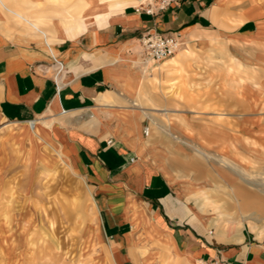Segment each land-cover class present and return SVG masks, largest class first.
Here are the masks:
<instances>
[{
	"label": "crops",
	"instance_id": "obj_1",
	"mask_svg": "<svg viewBox=\"0 0 264 264\" xmlns=\"http://www.w3.org/2000/svg\"><path fill=\"white\" fill-rule=\"evenodd\" d=\"M142 1L0 0V125L29 147L36 124L40 150L88 186L120 264H264V217L222 206L264 203L241 182L252 168L241 159L264 167V102L255 84L226 118L222 95L190 100L225 91L202 83L213 71L191 69L219 59L213 45L264 70V0H182L158 17L138 10ZM150 29L180 34L181 49L146 64ZM193 45L201 52L183 51Z\"/></svg>",
	"mask_w": 264,
	"mask_h": 264
},
{
	"label": "rangeland",
	"instance_id": "obj_2",
	"mask_svg": "<svg viewBox=\"0 0 264 264\" xmlns=\"http://www.w3.org/2000/svg\"><path fill=\"white\" fill-rule=\"evenodd\" d=\"M185 49L188 53L201 52L194 45ZM210 51L218 53L219 59L192 61L191 69L213 71L216 76H208L202 83L210 88L222 83L225 91L192 93V103L199 95L209 101L222 95L226 118L233 103L240 99L242 104L248 95L243 91L244 85L249 84L256 85V101L264 102V70H248L233 60L222 44L213 45ZM192 79L194 83L196 78ZM206 109L215 111L211 107ZM256 112H262L261 108H256ZM38 133V127L30 131L28 147L11 137L15 134L13 125H0V264H120L118 253L109 245L112 238L99 230L102 224L88 186L50 147L44 148V152L40 150ZM193 151L196 152L195 148ZM241 164L252 165L250 171L241 172V182L249 188L246 192L262 197L264 172L258 170H263V162L246 158L241 159ZM241 197L242 194L238 199L242 200ZM224 198L231 201L230 194ZM222 206L228 210L225 215L231 216L237 209L244 213L249 208L253 218L264 217V203ZM142 243L152 242L147 238Z\"/></svg>",
	"mask_w": 264,
	"mask_h": 264
},
{
	"label": "built area",
	"instance_id": "obj_3",
	"mask_svg": "<svg viewBox=\"0 0 264 264\" xmlns=\"http://www.w3.org/2000/svg\"><path fill=\"white\" fill-rule=\"evenodd\" d=\"M180 1L182 0H143L137 8L149 15L158 17L163 11H166ZM140 42L146 64L160 63L178 52L182 46L180 34H167L159 29H150L144 32ZM55 63L57 65L56 77L60 78L64 70V64L59 60H56ZM145 133H149L148 128L145 130ZM199 264L230 263L222 257H216L210 260L200 259Z\"/></svg>",
	"mask_w": 264,
	"mask_h": 264
},
{
	"label": "bare ground",
	"instance_id": "obj_4",
	"mask_svg": "<svg viewBox=\"0 0 264 264\" xmlns=\"http://www.w3.org/2000/svg\"><path fill=\"white\" fill-rule=\"evenodd\" d=\"M181 49V48H180ZM36 124L34 122H32L30 124V127L32 128L33 131H35L37 129V126H35Z\"/></svg>",
	"mask_w": 264,
	"mask_h": 264
}]
</instances>
